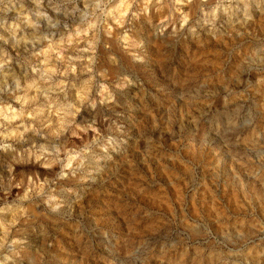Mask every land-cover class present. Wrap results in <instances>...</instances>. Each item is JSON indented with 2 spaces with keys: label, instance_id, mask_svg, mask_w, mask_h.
<instances>
[{
  "label": "clouds",
  "instance_id": "clouds-1",
  "mask_svg": "<svg viewBox=\"0 0 264 264\" xmlns=\"http://www.w3.org/2000/svg\"><path fill=\"white\" fill-rule=\"evenodd\" d=\"M0 264H264V0H0Z\"/></svg>",
  "mask_w": 264,
  "mask_h": 264
}]
</instances>
